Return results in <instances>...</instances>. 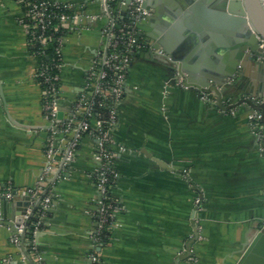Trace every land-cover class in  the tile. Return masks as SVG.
I'll list each match as a JSON object with an SVG mask.
<instances>
[{
	"label": "crops",
	"instance_id": "crops-1",
	"mask_svg": "<svg viewBox=\"0 0 264 264\" xmlns=\"http://www.w3.org/2000/svg\"><path fill=\"white\" fill-rule=\"evenodd\" d=\"M75 5L88 19L63 47L61 126L74 117L106 23L89 17L101 13L98 0ZM156 6L161 12L152 8L149 33L163 41L168 57H149L148 49L130 65L111 130L113 193L121 206L101 246L95 238L98 139L70 130L57 146L56 166L47 170L52 131L35 76L38 61L20 22L21 6L0 0V220L19 218L16 201L23 196H31L33 213L51 198L36 231V257L27 254L25 239L15 242L16 234L0 224V264H91L94 249L104 264H237L242 244L264 225V138L249 121L250 105L222 110L202 99L203 90L186 86L178 71L184 65L198 75L226 70L236 34L221 20L219 0H157ZM237 70L222 98L232 104L264 83L250 61ZM73 141V160L61 167L62 150ZM40 186L39 194L28 192Z\"/></svg>",
	"mask_w": 264,
	"mask_h": 264
},
{
	"label": "built area",
	"instance_id": "built-area-1",
	"mask_svg": "<svg viewBox=\"0 0 264 264\" xmlns=\"http://www.w3.org/2000/svg\"><path fill=\"white\" fill-rule=\"evenodd\" d=\"M22 8L21 24L27 29L29 37L30 52L37 59V56L47 54L50 43H56L55 56L52 63L41 62L37 64L36 79L40 78L44 84L42 90L43 109L46 120L51 125V139L47 145V170L52 171L58 162L56 157L59 142H67L66 134L74 130L77 136L82 132L93 133L98 139L97 150L94 154L99 162L96 171V183L100 191L101 198L99 204L98 228L95 238L101 245V229L103 224L115 217V211L108 213L111 206L106 202L111 184V177L116 178L117 172L112 165L114 162V152L112 150L113 140L111 130L118 122V105L125 94V84L127 74L133 59L140 53L147 51L150 45L146 38L139 33L136 23L151 15V11L144 6L146 0H98L101 13L91 14L92 20L104 17L105 25L101 28V41L98 56L93 59L91 65L86 69L83 91L79 94L74 103V117L65 126L60 125L59 112L62 77L61 68L63 66V47L66 38L70 33L78 30V24L83 18L88 19V12L84 13L82 6H76L64 0H15ZM64 4L69 10L74 11L72 15L57 13L55 8ZM58 17L60 27L65 28V34L56 35L59 26H53V20ZM261 49L264 51V38L258 36ZM33 48V50H32ZM264 60V57H259ZM58 60V61H57ZM58 70V72H56ZM179 83L182 84L180 80ZM202 99L215 104L217 97L214 92H204ZM225 99V98H224ZM244 99H253L245 96ZM230 100V101H229ZM227 101H229L227 103ZM226 104H232L230 98L225 99ZM259 103V100H256ZM225 104V103H224ZM249 121L256 129L259 138H264L262 132L264 123L262 113L257 109H252L248 115ZM77 147V142L73 141L69 146L64 147V156L61 165H65L73 160V148ZM64 160V162H63ZM63 162V163H62ZM62 165V166H63ZM42 187L29 189L32 194H39ZM43 213L50 206L51 198H43ZM29 219L26 214L18 225V234L14 241L19 242L22 235H25L26 223ZM40 221L37 223L39 227ZM34 249H36V242ZM91 264L98 263L99 253L97 250L91 254Z\"/></svg>",
	"mask_w": 264,
	"mask_h": 264
},
{
	"label": "water",
	"instance_id": "water-1",
	"mask_svg": "<svg viewBox=\"0 0 264 264\" xmlns=\"http://www.w3.org/2000/svg\"><path fill=\"white\" fill-rule=\"evenodd\" d=\"M72 4H80L82 2H88V0L74 2L69 1ZM157 0H146L144 6L152 11V8H157V13L161 11L156 6ZM220 4V18L225 25H229L233 28L237 40L232 47V58L227 59V66L221 71H207L198 75L183 67H179L178 71L183 76L185 85L188 87L199 88L204 92H214L217 97L215 103L217 107L222 110L230 109L247 103L251 109H257L262 113V121L264 123V83L262 82L260 88H258L256 94L252 96L253 99H240L235 104L226 106L223 103V95L227 91L228 80L235 77L238 67L242 66L244 62H252L262 70V81H264V60L259 57H264V51L259 44L258 36L264 38V0H219ZM155 5V6H154ZM155 12V11H154ZM155 21L152 15L142 19L135 25L139 29L141 35L146 36V41L150 45L149 57L159 55L162 57H168V52L165 49L163 41L157 36L149 33L151 26ZM2 81L0 79V95L2 96ZM256 100L260 102L257 103ZM4 102V100L2 99ZM62 116V112H59V119ZM264 145V143H263ZM64 162V160H63ZM62 162V163H63ZM63 165V164H62ZM61 165V167H62ZM101 198V195L100 197ZM31 202V196L26 195L16 201L17 214L20 215L17 220L7 221L0 220V224L9 226L13 233L18 234V225L23 220L24 216L28 214L30 217L33 212L28 211V207ZM199 206L195 208L192 214L193 222L196 224V217ZM195 236L198 237V231L195 230ZM24 240V235H22ZM196 239V238H195ZM191 240L190 244L195 240ZM189 244V245H190ZM188 245V250L190 246ZM242 256L237 264H264V225H262L252 239L246 240L243 244ZM100 251L101 248H98ZM191 251L188 254H183L180 258H188L191 255Z\"/></svg>",
	"mask_w": 264,
	"mask_h": 264
},
{
	"label": "trees",
	"instance_id": "trees-1",
	"mask_svg": "<svg viewBox=\"0 0 264 264\" xmlns=\"http://www.w3.org/2000/svg\"><path fill=\"white\" fill-rule=\"evenodd\" d=\"M54 10L57 13H63L64 12V13H66L68 15H72L74 13V11L67 9L64 4L60 5L59 7L55 8ZM56 25L59 26V28H60L59 32L56 35L65 34L64 33V32H66L65 28L60 27V20H59L58 17H56L53 20V26H56ZM55 48H56V43H54V42L50 43L49 47L47 49V54L41 55V56H37L38 64H40L41 62L52 63V58L55 56V53H54L55 52ZM32 50H33V48H32ZM56 72H58V70H56ZM37 80L40 83V85L42 87V90H43L44 89V84L41 83L40 78H37ZM112 165L114 166V162H113ZM115 179L116 178L114 176L111 177L110 189H109V192H108V198L106 200V202L111 205L108 208V213L111 212V211H115L116 207H120L121 206V203L119 202L118 198H116L114 193H113V184L115 182ZM41 213H43V208L42 207L39 209L38 212L35 211L29 217V219H28V221L26 223V230H25L24 238H25V242H26V251H27V254L30 257H36L37 254H38V250L34 249V242L33 241L35 240L36 231L38 229L37 223H38V221L41 222ZM114 219H115V217L113 219L109 218V220L103 224V227L101 229V240H100L101 241V246L106 245L109 242V240H110L111 228L113 227L112 223H113ZM98 221H99V217H98ZM30 264H33V262L31 261ZM96 264H104L102 259L100 258V256H99L98 263H96Z\"/></svg>",
	"mask_w": 264,
	"mask_h": 264
},
{
	"label": "rangeland",
	"instance_id": "rangeland-1",
	"mask_svg": "<svg viewBox=\"0 0 264 264\" xmlns=\"http://www.w3.org/2000/svg\"><path fill=\"white\" fill-rule=\"evenodd\" d=\"M229 101H230V100H229ZM229 101H227V103H228ZM223 103H225V104H226V102H225V101H223Z\"/></svg>",
	"mask_w": 264,
	"mask_h": 264
}]
</instances>
